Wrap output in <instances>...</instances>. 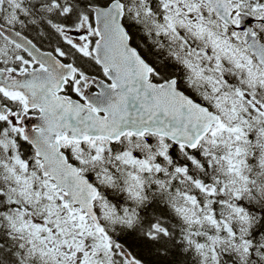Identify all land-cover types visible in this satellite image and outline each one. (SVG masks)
Instances as JSON below:
<instances>
[{"label":"snow or ice","instance_id":"snow-or-ice-1","mask_svg":"<svg viewBox=\"0 0 264 264\" xmlns=\"http://www.w3.org/2000/svg\"><path fill=\"white\" fill-rule=\"evenodd\" d=\"M0 264H264V0H0Z\"/></svg>","mask_w":264,"mask_h":264}]
</instances>
